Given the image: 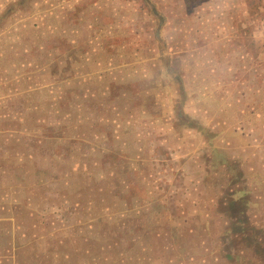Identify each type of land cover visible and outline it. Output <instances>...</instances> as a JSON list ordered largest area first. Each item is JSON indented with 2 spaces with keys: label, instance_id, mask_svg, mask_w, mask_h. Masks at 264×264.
I'll list each match as a JSON object with an SVG mask.
<instances>
[{
  "label": "rangeland",
  "instance_id": "374dc122",
  "mask_svg": "<svg viewBox=\"0 0 264 264\" xmlns=\"http://www.w3.org/2000/svg\"><path fill=\"white\" fill-rule=\"evenodd\" d=\"M0 264H264V0H0Z\"/></svg>",
  "mask_w": 264,
  "mask_h": 264
}]
</instances>
